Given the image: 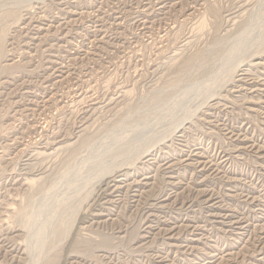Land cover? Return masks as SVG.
<instances>
[{
	"label": "rangeland",
	"instance_id": "374dc122",
	"mask_svg": "<svg viewBox=\"0 0 264 264\" xmlns=\"http://www.w3.org/2000/svg\"><path fill=\"white\" fill-rule=\"evenodd\" d=\"M0 264H264V0H0Z\"/></svg>",
	"mask_w": 264,
	"mask_h": 264
},
{
	"label": "bare ground",
	"instance_id": "6f19581e",
	"mask_svg": "<svg viewBox=\"0 0 264 264\" xmlns=\"http://www.w3.org/2000/svg\"><path fill=\"white\" fill-rule=\"evenodd\" d=\"M210 97V96H209ZM111 175V174H110ZM31 181V180H30ZM44 195V194H43ZM45 197V196H44ZM210 198V197H209ZM171 230V229H170ZM37 260V259H36Z\"/></svg>",
	"mask_w": 264,
	"mask_h": 264
}]
</instances>
